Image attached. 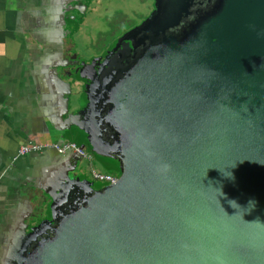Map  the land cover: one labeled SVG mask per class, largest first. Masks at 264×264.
<instances>
[{"label": "water", "instance_id": "water-1", "mask_svg": "<svg viewBox=\"0 0 264 264\" xmlns=\"http://www.w3.org/2000/svg\"><path fill=\"white\" fill-rule=\"evenodd\" d=\"M107 100L120 176L70 184L14 264H264V0H217Z\"/></svg>", "mask_w": 264, "mask_h": 264}, {"label": "crops", "instance_id": "crops-1", "mask_svg": "<svg viewBox=\"0 0 264 264\" xmlns=\"http://www.w3.org/2000/svg\"><path fill=\"white\" fill-rule=\"evenodd\" d=\"M78 1L0 0V264H14L70 184L93 183L91 170L102 173L92 157L59 155L51 147L86 148L77 42L94 6L87 0L85 17L75 7ZM31 143L49 147L17 155Z\"/></svg>", "mask_w": 264, "mask_h": 264}, {"label": "flooded vegetation", "instance_id": "flooded-vegetation-1", "mask_svg": "<svg viewBox=\"0 0 264 264\" xmlns=\"http://www.w3.org/2000/svg\"><path fill=\"white\" fill-rule=\"evenodd\" d=\"M97 1L93 0L92 5L98 4ZM216 1L153 0L150 5V12L146 17L147 20L144 21L142 26H138L121 36L115 44L104 50L106 52L104 56H98L90 61L84 60L85 64H82L84 66L82 70L84 73H82L85 76L83 96L85 97L86 105H88V97L91 96V104L94 110L93 114L88 111L82 119L81 129L85 135L84 145L86 148L93 151L95 149L92 144H94L96 149L108 155L110 147L108 143H105V132L99 131L97 128L99 125L93 124V119L95 118L93 115H95V110H98L96 115L100 111L104 113L106 102L108 101V88H110L111 84L118 82L126 73L137 67L145 53L157 45L159 41L177 31L178 27L183 24L199 19ZM77 3L76 9L86 17L87 0H79ZM100 67L101 69L105 68V72H107L104 75L106 79L104 80L103 78V81L97 80L96 76V72ZM92 83L96 84V86L94 85L93 93L89 95ZM98 118L100 120L102 117L98 115ZM106 158L110 160L112 166L114 164L112 162H116L117 168L121 169L120 161L117 158L111 156H106ZM93 188L97 189L94 184ZM67 190L60 193L61 196L57 197L54 203L52 202L54 207H60L59 210L64 208L62 203L67 198Z\"/></svg>", "mask_w": 264, "mask_h": 264}, {"label": "rangeland", "instance_id": "rangeland-1", "mask_svg": "<svg viewBox=\"0 0 264 264\" xmlns=\"http://www.w3.org/2000/svg\"><path fill=\"white\" fill-rule=\"evenodd\" d=\"M153 0H98L88 18L83 19L81 28V39L77 42V51L80 53L82 65L86 61L104 56V50L111 47L115 42L130 30L142 26L147 20V15L151 9ZM93 6V5H92ZM79 76L85 78L80 70ZM83 80V79H82ZM82 102L86 100L83 96ZM87 156L92 157L98 164V170L112 176L119 177L121 169L111 166L108 158L98 156L89 148H84ZM90 150V151H89ZM92 154H91V153ZM91 154V155H90ZM93 163V162H92ZM97 189H102L107 185L106 182L92 180ZM49 216L52 217L51 210Z\"/></svg>", "mask_w": 264, "mask_h": 264}, {"label": "built area", "instance_id": "built-area-1", "mask_svg": "<svg viewBox=\"0 0 264 264\" xmlns=\"http://www.w3.org/2000/svg\"><path fill=\"white\" fill-rule=\"evenodd\" d=\"M47 147L49 146L39 145V144H34V143L26 144V145L21 146L18 149L17 155L24 156V155L31 154V153L42 152ZM51 147L54 148L59 155H64L68 152H75L77 155L81 157H84V158L87 157L85 151L81 147L76 145L75 143H65L61 145L54 144V145H51ZM91 174H92L93 179L106 182L107 185L114 184L118 178L112 175H107V174L97 172L95 170H91Z\"/></svg>", "mask_w": 264, "mask_h": 264}, {"label": "trees", "instance_id": "trees-1", "mask_svg": "<svg viewBox=\"0 0 264 264\" xmlns=\"http://www.w3.org/2000/svg\"><path fill=\"white\" fill-rule=\"evenodd\" d=\"M112 163H114V164H113V167L117 168L116 162H112ZM111 166H112V165H111ZM117 170H118V168H117ZM115 177H116V176H115Z\"/></svg>", "mask_w": 264, "mask_h": 264}, {"label": "clouds", "instance_id": "clouds-1", "mask_svg": "<svg viewBox=\"0 0 264 264\" xmlns=\"http://www.w3.org/2000/svg\"><path fill=\"white\" fill-rule=\"evenodd\" d=\"M229 203L233 206V204H236L234 201H229Z\"/></svg>", "mask_w": 264, "mask_h": 264}]
</instances>
